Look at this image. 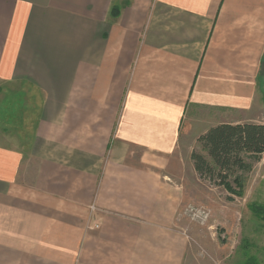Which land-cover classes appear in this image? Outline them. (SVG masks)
Here are the masks:
<instances>
[{"label": "crops", "instance_id": "obj_1", "mask_svg": "<svg viewBox=\"0 0 264 264\" xmlns=\"http://www.w3.org/2000/svg\"><path fill=\"white\" fill-rule=\"evenodd\" d=\"M263 86L264 0H0V264H189L183 169Z\"/></svg>", "mask_w": 264, "mask_h": 264}, {"label": "rangeland", "instance_id": "obj_2", "mask_svg": "<svg viewBox=\"0 0 264 264\" xmlns=\"http://www.w3.org/2000/svg\"><path fill=\"white\" fill-rule=\"evenodd\" d=\"M261 99L264 109V86ZM39 106L35 105V111ZM34 122L33 119L32 125ZM32 125L29 121L28 127ZM27 135L26 133L24 137H18L26 157L23 176L25 172H28V176L33 174L42 161L34 151H31L33 138L31 134L28 137ZM198 153L203 154V151ZM247 163L251 166L250 170L238 174L246 184L245 196L228 192L216 181L201 179L198 174H193L192 169H183L186 182L185 196L181 204V225L189 238V264H264V221L249 209L252 203L264 205V162L256 164L248 159ZM233 181L234 179L231 181L232 188L239 193ZM45 217L52 221V215ZM61 219L67 221V218ZM80 224L81 228L78 229L82 232L85 226L83 222ZM95 224L94 222L93 225ZM94 231H97L95 227ZM53 233L52 231L44 233L45 241L48 240L44 248L45 255L52 253L57 260L71 259V256L67 255L69 245L70 254L73 252L79 254L83 233L78 232L80 235H76L75 247L71 246L67 233L63 231H60L59 243L52 242L51 238L55 237L52 236ZM28 248L29 254L31 251L34 253L35 249H31L30 246Z\"/></svg>", "mask_w": 264, "mask_h": 264}, {"label": "trees", "instance_id": "obj_3", "mask_svg": "<svg viewBox=\"0 0 264 264\" xmlns=\"http://www.w3.org/2000/svg\"><path fill=\"white\" fill-rule=\"evenodd\" d=\"M198 142L203 154L194 152L191 159L199 177L216 181L228 192L243 196L245 184L238 174L250 170L248 159L255 162L264 154V125H220L200 137ZM232 179L239 193L232 188ZM249 208L264 221V206L252 204Z\"/></svg>", "mask_w": 264, "mask_h": 264}]
</instances>
